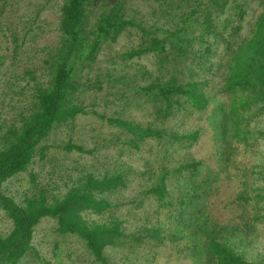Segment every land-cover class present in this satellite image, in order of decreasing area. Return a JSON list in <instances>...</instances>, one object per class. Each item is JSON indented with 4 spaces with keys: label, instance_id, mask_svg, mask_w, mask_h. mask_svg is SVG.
<instances>
[{
    "label": "trees",
    "instance_id": "1",
    "mask_svg": "<svg viewBox=\"0 0 264 264\" xmlns=\"http://www.w3.org/2000/svg\"><path fill=\"white\" fill-rule=\"evenodd\" d=\"M58 9L56 40L35 47L38 67L4 69L36 40L31 21L2 31L13 46L8 56L0 45V209L11 222L0 264L32 251L44 217L77 245L78 264H118L111 249L127 264H156L168 248L192 264H264L252 250L255 234L264 236V155L255 151L264 128L250 127L264 120V0H59ZM1 16L0 8V30ZM124 34L130 44L101 65ZM143 57L150 67H132ZM88 115L110 131L91 145L69 138L56 146L84 160L75 159L64 191L35 183L20 202L3 192L50 155L53 131L76 129ZM211 116L217 167L192 152L199 121ZM223 184L231 191L219 199Z\"/></svg>",
    "mask_w": 264,
    "mask_h": 264
},
{
    "label": "rangeland",
    "instance_id": "2",
    "mask_svg": "<svg viewBox=\"0 0 264 264\" xmlns=\"http://www.w3.org/2000/svg\"><path fill=\"white\" fill-rule=\"evenodd\" d=\"M0 8L3 12V16H1L2 23L0 30V45L3 46L2 52H5L9 56L12 50L10 48L6 49V46H13L10 36L7 38L3 36V30L6 31V36L9 34V31H11L10 28H13L17 32H21L22 27L26 25L28 21H31L30 23L34 25L35 32L37 33L36 40H26V44H24L22 49L17 52V57L13 59V63H10L9 61L5 63V71L7 72L14 69V72H18L20 74L25 68L38 67L39 57L35 47L54 42L57 38L56 28L59 14V0H0ZM252 19L253 16L250 17V20ZM31 35L33 34L31 33ZM35 43L37 45H35ZM129 44L130 37L126 34L121 35L117 43L113 44L110 48V52L104 51L101 53L99 56L100 64L103 66L106 65V58L108 54L114 55L117 51L121 52V50ZM140 64H145L150 67L151 60L144 57L141 59H133L132 67L137 68ZM35 74L38 75L39 71L35 72ZM1 75L2 74L0 73V79L2 80L4 75ZM21 83L23 84L24 80H22ZM106 86L108 87V84H106L105 87ZM0 91H2V89H0ZM105 91L106 90L104 89V92ZM110 107L112 106L110 105ZM95 109L98 112H111L109 108L103 107L102 105L99 107L97 106ZM131 113L135 119H142L140 114L143 113L140 112L139 109L133 108ZM215 122L216 120L213 119L212 116L211 118H204L199 121L204 131L201 133L198 142L192 147V152L195 157L205 159L211 167L216 166V158H214L216 153L213 140ZM250 127L252 129L260 127L264 128L263 118L257 117L252 119ZM219 130L220 127L218 128V131ZM109 131L110 130L104 125L102 120H99L94 115L79 117L76 129L74 128L73 130H70L63 127L56 129L51 133L49 139L47 140V143L52 145L49 150L50 155L42 161L38 160L33 162L24 172L5 181L2 184L3 192L13 197L15 201L20 202L24 194L28 193L30 188H32L35 183L45 185L55 193L58 191H64L65 183H71L68 179V175L72 173V176L75 177V159H77L79 163L84 162V160L79 158L78 155L75 154V151L68 153L56 146L65 143L69 140V138H72L73 141H75V139H78L77 141L86 140L88 141V144H90L89 141L91 136L98 133L105 135ZM253 135L257 136V133H253ZM257 139L260 140L256 145L255 151L260 150L262 152L261 155H264V138L258 136ZM108 151L113 152L110 148ZM31 173L36 175H34L35 180L33 182L30 176ZM225 186L227 185L223 184V187L220 189L221 192L219 199L226 198L231 191V188ZM137 191L138 188L134 186L130 190L129 194H134ZM129 194L126 193V195ZM123 201H126V199H123ZM213 215L218 218L224 217L226 215V211L225 209H214ZM87 217L90 219L97 218L94 214H89ZM10 228V220L5 217L3 211L0 209V235L8 233ZM54 228L55 221L53 219L48 217L42 218L33 230L30 243L32 251L29 254H26V256L20 259L16 264H78L76 261L77 253L79 252L77 245L71 241L72 239L70 237L57 234ZM262 231L264 232V228ZM255 236L256 238L252 250H255L256 254L261 253L260 255L254 257L257 258L264 255V236H261V233H257ZM108 254L116 263L127 264V259L123 257L124 254L119 249H111L108 251ZM248 255L253 257L251 253L249 254V252ZM182 256L183 255H179L172 248H168L164 250L161 255H158L155 263L192 264L189 258L183 259ZM128 257L131 258V255H128Z\"/></svg>",
    "mask_w": 264,
    "mask_h": 264
}]
</instances>
